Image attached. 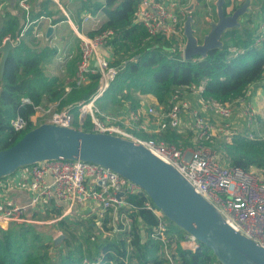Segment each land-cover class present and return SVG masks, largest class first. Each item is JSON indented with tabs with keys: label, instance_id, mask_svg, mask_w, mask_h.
<instances>
[{
	"label": "trees",
	"instance_id": "obj_1",
	"mask_svg": "<svg viewBox=\"0 0 264 264\" xmlns=\"http://www.w3.org/2000/svg\"><path fill=\"white\" fill-rule=\"evenodd\" d=\"M140 1L105 0L90 9L93 12L103 10L106 20L102 29L111 28L115 32L113 51L108 58L112 65L119 67V72L107 92L96 100L102 110L113 112L126 106L140 110L146 96H153L159 104L170 106L175 90L201 84H204L203 99L232 103L246 98L250 87L261 83L264 44L255 45L254 27L242 24L241 28L230 29L223 36L222 49L211 50L206 57L185 60L175 38H150L145 26L135 22ZM234 6L232 0H226L224 4L229 14L236 9ZM35 10L34 19L46 16L53 24L61 21L60 18L53 19L43 5ZM192 15L195 18L194 13ZM16 20L8 19L0 27V47L7 36L15 40L0 78V150L11 147L33 128L31 117L37 113V106L59 102L61 107L71 105L72 112L79 113L78 103L89 102L99 84V75L93 74L87 83L75 84L67 93L65 85L44 70V63L54 57L57 50L29 44V41L36 43L37 40L34 25L17 41L23 25H20L21 18L17 16ZM1 58L2 52L0 64ZM25 98L31 102H24ZM17 117L28 122L22 132L12 125ZM81 129L91 131L90 117ZM152 137L179 146L184 134L177 129H168ZM232 146L230 165L246 170L264 169V139L235 134ZM126 199V206L105 215L98 232L94 231L95 221L87 223V228L77 235L69 228L79 225V221H70L66 217L58 220L66 238L54 252L52 244L39 232L36 224L13 223L7 229L0 228V264H171L166 247H169L175 264H220L209 247L188 239L187 232L167 218L144 190L129 194ZM47 213L36 212L33 217L40 220L61 216V211L56 208ZM115 216L121 231L118 238L112 239L108 231L114 229L110 223ZM161 224L165 226L164 236L168 242L160 233Z\"/></svg>",
	"mask_w": 264,
	"mask_h": 264
},
{
	"label": "built area",
	"instance_id": "obj_2",
	"mask_svg": "<svg viewBox=\"0 0 264 264\" xmlns=\"http://www.w3.org/2000/svg\"><path fill=\"white\" fill-rule=\"evenodd\" d=\"M241 1L243 3L245 0ZM18 2L25 24L17 41L24 38L33 25L36 38L48 39L47 34L36 24L49 18L32 17V0ZM185 7H187L185 0H141L137 6L135 22L145 26L150 38L161 36L167 40L175 38L182 41L185 39L184 17L187 14L184 11ZM254 17L257 19L254 26L255 45L261 46L264 44V13L255 14ZM82 22L91 24L95 34L90 35L79 28L75 29V34L80 40V59L75 73V84L81 86L90 80L91 75H99L97 91L92 99L89 102L78 103L81 116L84 119L91 118L92 129L88 132L112 134L144 145L158 158L176 168L198 194L216 207L231 227L264 248V169L246 170L223 163L212 146L217 136L216 131L220 135H231L229 120L236 113V108L244 110L248 126L253 123L254 112L250 104L245 98L237 100L238 106L234 105V102L220 103L202 98L201 101L207 111L225 122L223 126L217 127L206 114L191 109L187 94H201L204 90V84H201L178 88L172 95L170 106L151 107L144 115L131 109L104 111L96 105V100L107 92L119 72V67L112 65L109 56H106V51L109 53L113 51L115 32L111 28L102 29L103 21L99 12H87ZM7 40L15 42L8 36L3 44ZM182 48L183 46L181 47L183 53ZM67 58H72V55L66 52L57 55V60L62 64H65ZM261 84H264V72ZM23 101L31 102L28 98ZM36 110L37 115L40 112L48 115L44 122L77 128L71 107L54 113L52 109L43 110L41 106H37ZM186 114L193 119L194 126L191 128L194 134L193 146H177L164 139L152 137L168 129L179 130L183 126ZM12 125L16 131L22 132L27 128L28 122L22 117H17L12 121ZM143 134H147L148 137H144ZM251 138L254 139L252 136ZM20 171L22 179L26 180L25 186L30 193V200L25 205L0 200V228L3 229L13 223L37 224L34 217L29 215L30 211L43 213L54 208L60 209L59 218L47 221L55 223L64 217L79 214L82 206H88L90 211L96 210L94 213L101 227L100 221L106 214L116 213L119 208L126 206L129 194L142 190L136 183L113 169L83 160H46L31 167H23L16 172ZM7 177L0 179L2 191H8L13 186V182ZM146 205L151 207L149 203ZM155 212L161 215V212ZM96 231L100 229L97 228ZM164 232L165 226L161 224L160 233L165 240ZM186 236L190 240H195L188 233ZM166 251L170 263L175 264L169 247H166Z\"/></svg>",
	"mask_w": 264,
	"mask_h": 264
},
{
	"label": "water",
	"instance_id": "obj_3",
	"mask_svg": "<svg viewBox=\"0 0 264 264\" xmlns=\"http://www.w3.org/2000/svg\"><path fill=\"white\" fill-rule=\"evenodd\" d=\"M225 2L217 0L218 20L207 18L210 30L202 38L194 28L196 20L192 15L199 0H192L184 8L187 13L184 23L185 60L206 57L211 50L222 49L225 32L242 27L240 19L250 14L254 1L245 0L230 14L224 7ZM52 31L53 27L48 28L47 35ZM14 45L7 40L0 48V78ZM54 159L101 164L136 183L167 218L209 247L220 263L264 264L263 247L231 227L216 207L198 194L176 168L133 140L44 122L26 132L11 147L0 150V179L25 166Z\"/></svg>",
	"mask_w": 264,
	"mask_h": 264
},
{
	"label": "rangeland",
	"instance_id": "obj_4",
	"mask_svg": "<svg viewBox=\"0 0 264 264\" xmlns=\"http://www.w3.org/2000/svg\"><path fill=\"white\" fill-rule=\"evenodd\" d=\"M17 3L19 4L18 0H16ZM35 0H32V3H34ZM207 0H199V3L197 5L196 11L194 13L195 19H197V23H194V28L196 29L197 34L200 36V38L203 37L204 34L208 33L210 30V24L209 22H207L205 20V18L210 17L211 19L217 21L218 20V15H217V0H211L209 3L206 2ZM187 2V1H186ZM191 0H188L187 2V6L190 5ZM232 3L235 5V8H238L239 6H241L243 3L241 0H232ZM209 4H210V8H209ZM264 8V0H254L252 6H251V14H246L244 16L241 17L240 21L243 25L245 26H249L250 28L253 26H256L257 24V19L254 17L255 14L258 13H264L263 11ZM20 10V9H19ZM232 10V9H231ZM187 19V14L184 17V23ZM173 40V39H171ZM202 40V39H201ZM179 48L181 50V47L185 46L186 43V38L182 41H178L176 40ZM182 48V49H183ZM202 97L200 96H196V95H189L188 96V100L190 102L191 105V109L192 110H197L200 113L206 114L210 119H212L215 123V125L218 126H223L225 122H223L222 120H220L217 115L208 112L206 107L203 104V101H201ZM150 101V100H149ZM246 102L250 104L253 112H254V121L251 125L248 126V122L246 119V114L244 113V110L241 109L239 110V108H236V113L234 114V116L229 120L230 125H231V135L230 136H224V135H220L219 132H215L216 138L214 139V141L212 142V146L215 148V150L217 151L220 160L223 163L229 164L230 163V154L232 152H234L233 146H232V138L235 134H242L245 136H248L251 138V136L253 138L256 139H264V84H255L252 85L248 91V95L246 97ZM145 103V101H144ZM234 105H239V103L237 102V100L234 102ZM151 104V102L149 103ZM96 105L99 107L98 103H96ZM43 108V110L48 109L47 106H41ZM67 107H71V105H67ZM66 106L61 107L59 104L56 108H52L53 113L59 110H62L63 108H67ZM167 107V106H165ZM100 108V107H99ZM238 109V110H237ZM74 114V121H75V125L76 127L80 126L79 120L81 119V112H73ZM246 115V116H245ZM48 115H44L43 112H40L37 117L33 118L32 123H33V128L38 127L39 125H41L46 117ZM40 122H42L41 124H39ZM193 119L186 114L184 117V121H183V126L179 129L180 132H183L184 134V139L181 141V143L179 144V146H185V147H191L194 145V134L191 128H193ZM195 133V132H194ZM144 137H148L147 134H143ZM60 210V209H58ZM49 211V210H47ZM43 212L41 213L42 215L45 214H55L54 212ZM52 211V210H51ZM37 212V211H36ZM34 212V213H36ZM96 210L94 209L93 211H90L88 209V206H82L81 207V212L77 215H70L67 218V220L70 221H79L80 224L76 225V226H72L71 228H69L70 231H74L75 234L79 235L80 232H82L83 228H87L86 224L92 221H95V227H94V231H96V229H101V227H99V220L96 218L95 213ZM33 213V215H34ZM52 216V218L49 219H35L37 221V229L39 230V232L47 239L48 242H50L52 244V252L55 251L56 247L61 244V242L66 238V232H64L59 224L57 223L58 221H56L55 223H47V221H51V220H56L59 217H54ZM103 220V219H102ZM100 223H102V221H100ZM111 226H113V231H108V235L114 239V238H118L119 236V232L121 231L119 229L118 226V222H117V216H115V218L113 219V221L110 223ZM10 226V224H9ZM8 226V227H9ZM7 227V228H8ZM6 228V229H7ZM98 232V231H97ZM106 236V235H105ZM103 236V237H105ZM58 237H60V241H57Z\"/></svg>",
	"mask_w": 264,
	"mask_h": 264
},
{
	"label": "crops",
	"instance_id": "obj_5",
	"mask_svg": "<svg viewBox=\"0 0 264 264\" xmlns=\"http://www.w3.org/2000/svg\"><path fill=\"white\" fill-rule=\"evenodd\" d=\"M186 1L188 2V0H185V2ZM210 1L211 0H207L206 2L209 3ZM104 2L105 0H35L33 3V12L35 13V15L37 14L35 8H38L43 5L45 11L49 12V14H51L53 19L60 18L61 20L56 24H53L52 19L49 18L48 20H43L40 24H36L39 27V29L44 31L46 34L48 28L50 27H53V31L50 35H47L48 39L36 38L37 39L36 43L34 41H29V44L37 45L39 47L50 46L57 50L56 55L48 59L44 63V70L49 75L56 76L59 79L60 83L65 85V90L67 93H69L72 90L73 86L75 85V73L77 70V64L80 59V40L75 34V29L79 28L88 34H90L91 32H95L94 30H92L91 24H83L82 22L83 16L87 12L92 13L93 11H91L90 9H94L98 7V5ZM209 8H210V4H209ZM19 9L20 7L16 0H0V27L4 25V22H6L8 19L14 18L15 21H17L16 20L17 16L22 20L20 21V25L22 24L24 26L25 18L22 13V10ZM195 11L193 13H195ZM98 12L102 21L104 22L106 20V16L103 10H98L93 13H98ZM67 16L70 18L69 20L66 18ZM205 20H207V18H205ZM62 52H66L72 55V58L70 59L67 58L68 60H66L65 64H62L57 60V55L58 54L61 55ZM110 54L111 52L109 53L108 51H106V56H109ZM189 95L200 96L201 94L188 93L187 98ZM144 101L145 103H143L142 108L140 110H137L140 111L142 115L146 114L149 108L151 107L162 106V104H159L156 101L155 97L153 96L144 97L143 102ZM150 102L151 104H149ZM58 104L60 105L59 102H54L50 104L46 102L41 106H47L50 109L52 108L54 109L58 106ZM125 109H131V108L126 106L124 108H119L118 110L113 112H117ZM107 112H111V111H107ZM35 117H37V113L31 117V120H33V118ZM150 117L152 118V115ZM86 119L87 118L84 119L82 116L81 119L79 120L80 127L77 128L83 127V124L85 123ZM42 122L44 123V121ZM42 122H40L39 124H41ZM148 134L151 135L150 133ZM22 177L23 176L21 174V171L16 172L7 177L9 180L13 182V186L8 191L0 190V200H4L14 204H21V205H25L29 202L30 193L27 187L25 186L26 180H23ZM50 177L51 176H49L48 178L51 179ZM29 215L33 216V211H30Z\"/></svg>",
	"mask_w": 264,
	"mask_h": 264
}]
</instances>
